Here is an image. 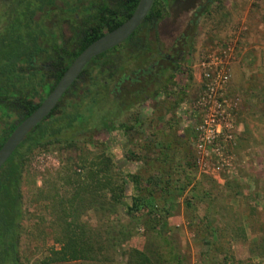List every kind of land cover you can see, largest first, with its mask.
I'll list each match as a JSON object with an SVG mask.
<instances>
[{
	"label": "trees",
	"instance_id": "trees-1",
	"mask_svg": "<svg viewBox=\"0 0 264 264\" xmlns=\"http://www.w3.org/2000/svg\"><path fill=\"white\" fill-rule=\"evenodd\" d=\"M73 1L0 0V149L17 125L45 100L76 57L92 42L126 22L140 0H119L115 3L113 14L97 16L93 32L87 34L86 41L79 39L82 41L78 42L77 51H65L59 44H56L55 51H48L55 37H51L52 26L45 18L56 15L58 11L73 13L80 9L81 5H74ZM220 1L155 0L143 23L117 46L132 51H106L95 57L51 114L28 134L0 171V264H24L21 247L27 236L25 224L28 219H36L34 228L30 229L39 234L33 238L30 233L31 244L37 241L39 248L48 239L53 241L52 245L45 244L47 251L42 264L113 260L118 249L138 235L141 228L146 236H151L149 245L144 249L142 244L136 246V243H132L127 256L129 264H186L185 258L176 253L173 240L167 234L172 216L171 196L179 190L177 183L185 181L182 186L184 191L193 184L188 175L184 178L178 176L179 159L191 156L189 150H181V145L183 142L189 144L191 136L181 139L178 131H175L176 140L180 141L175 140L173 146L163 139L158 149L154 142H149L145 154L131 152L130 158L143 161L144 169L148 173L150 171L147 180L140 171L127 175L120 171L112 155L107 149L101 150L95 138L100 136V131L110 128V121L115 120L119 113L149 96L148 89L155 86L167 71L176 68L172 58L178 60L179 54L181 56L192 45L200 18L209 12L213 3ZM172 5L177 8L176 19L166 24L165 31H162L161 24L171 14ZM189 13H192L188 21L190 30L180 33L179 21ZM38 15L42 18L37 19ZM153 30L156 31L157 48L156 51H149L152 49L149 38ZM164 50L169 52L165 53ZM112 57L118 60L119 67L128 58L141 60L142 79H132L129 86L135 87V84L142 82V89L124 86L121 90L117 85L110 87L112 79L109 75L104 78V75L108 74L107 69L116 71L114 67H106L107 58ZM43 59H53L56 67H59L52 86L43 70L35 65ZM95 70H98L97 75L93 74ZM109 97L112 98L109 100ZM108 101L115 107L110 119L106 105ZM176 107L177 103L172 106L173 111ZM158 117L164 118V114ZM123 127L128 132L133 125ZM156 137L157 141L160 140ZM170 142L174 144V141ZM48 150L60 151L62 164L58 169L45 171L42 185L38 186L29 170L31 158L37 152ZM129 182L134 183L135 192L127 203ZM195 187L196 184L191 190ZM26 194L30 196L28 205L34 206L33 213L26 206ZM187 201L189 206H193L191 198ZM211 203L206 222L201 221L203 246H209L204 256L210 250H214V256L220 254L226 235L225 229L215 223L218 211L212 208ZM90 212L100 214L106 223L94 227L85 221ZM235 222L227 221V225H234ZM247 236L243 226L232 229V239ZM152 240H161L165 247L170 246V256ZM258 248L264 252V244ZM227 256L230 258L231 255L227 253L225 258ZM237 264H244L243 260L237 261Z\"/></svg>",
	"mask_w": 264,
	"mask_h": 264
},
{
	"label": "rangeland",
	"instance_id": "rangeland-1",
	"mask_svg": "<svg viewBox=\"0 0 264 264\" xmlns=\"http://www.w3.org/2000/svg\"><path fill=\"white\" fill-rule=\"evenodd\" d=\"M176 10L172 5L171 14L161 24L162 31H165L166 24L174 22ZM191 14L180 19V33L190 30L188 21ZM199 21L192 45L181 55L179 67L167 71L155 86L148 89L149 96L119 113L115 120L110 121V128L100 131V136L94 138L101 150L107 149L125 175L140 171L147 180L150 171L148 173L144 169L143 161L132 160L131 152L145 154V147L149 142H154L158 149L163 139L176 144L175 140L178 138L175 137V131H178L181 139L190 135V143L183 142L180 147L181 150H189L191 156L188 159H179L178 176L184 178L188 175L193 184L184 191L182 186L185 181L178 182L179 190L171 196L172 216L169 219L170 232L167 235L173 240L172 246L176 253L185 258L186 264H237L239 260H243L244 264H264V252L258 248L264 244V0H221L213 3L209 12ZM229 49L233 52L225 55L223 51H230ZM220 60L227 63L226 69L230 68L232 75L223 97L230 102L233 126L216 141L224 151H208L207 168L204 170L197 163V157H202L203 154L197 148L196 128L205 114L199 101L204 95V73L211 71L208 67L216 69ZM140 65L141 60L128 58L120 65L121 68L115 67L119 76L126 77L124 86L131 89L143 86L141 83L135 84V87L129 86L132 82L130 79L135 78L132 69ZM93 74L97 75L98 70ZM107 76L106 73L104 78ZM114 83L113 80L110 81L111 88ZM110 98L112 97L109 100ZM175 103L177 107L173 111L172 106ZM106 105L110 119L115 107L109 101ZM162 113L164 118L158 117ZM123 125H133V128L127 132ZM156 135L160 140L157 141ZM103 145L106 147L102 148ZM156 149L153 151H157ZM62 160L63 155L57 150L37 152L31 158L29 170L38 186L42 185V174L47 170L58 169ZM195 184L196 187L191 190ZM27 189L28 187L26 191ZM134 192V183L129 182L125 199L127 203ZM201 197H204L203 201ZM29 198L26 194V206L33 213L34 206L28 205ZM190 198L193 206L188 204L187 200ZM209 203L218 211L215 214V223L226 231L222 240L223 251L216 256L213 255L214 250H210L206 256L203 255L209 246H203L201 221L207 220ZM124 220L128 221L125 218ZM85 221L94 227L106 223L100 214L94 212H90ZM227 221L236 222L234 225H227ZM35 222L36 219L26 220L27 236L21 247L24 264H42L41 260L47 251L45 244H53L51 239L39 248L37 241L31 244L30 233L33 238L34 235H39L30 229L34 228ZM239 226L245 227L247 238L232 239V229ZM138 231V235L126 243L127 246L118 249L115 257L123 254L128 256L132 243L142 244L144 249L148 247L151 236H146L142 228ZM152 241L169 255L170 246L165 247L161 240ZM227 253L235 259L231 256L225 258ZM82 261L85 264L90 263L87 260Z\"/></svg>",
	"mask_w": 264,
	"mask_h": 264
},
{
	"label": "water",
	"instance_id": "water-1",
	"mask_svg": "<svg viewBox=\"0 0 264 264\" xmlns=\"http://www.w3.org/2000/svg\"><path fill=\"white\" fill-rule=\"evenodd\" d=\"M154 1L140 0L136 10L126 22L92 42L76 57L45 100L17 125L5 141L0 149V171L28 134L51 114L71 85L84 73L86 66L95 57L123 43L138 29L150 12Z\"/></svg>",
	"mask_w": 264,
	"mask_h": 264
},
{
	"label": "flooded vegetation",
	"instance_id": "flooded-vegetation-1",
	"mask_svg": "<svg viewBox=\"0 0 264 264\" xmlns=\"http://www.w3.org/2000/svg\"><path fill=\"white\" fill-rule=\"evenodd\" d=\"M118 1L119 0H74V5H81L80 9H77L73 13H61L60 11H58L56 15L45 18V21L52 26L51 34L53 35H51V37H55V40L51 38V40H54V43L48 46V51H55L56 44H59L62 48L65 49V51H77L79 47L78 42H81L82 40L86 41L87 34L89 32H93V29L97 24L96 17L101 15L102 13H106L107 15L113 14V8L115 6V3H117ZM104 3H107L106 7H103ZM108 5L110 6L108 7ZM36 18L41 19L42 16L38 15ZM151 34L152 36H150L149 39L152 49L149 51H156V31H151ZM80 38H82L81 41H79ZM117 46L109 49L108 51H132L130 48L122 49L118 48ZM169 56L172 58L171 53L169 54ZM181 58L182 57L179 54L178 60L175 61V59L172 58L171 61L177 67ZM117 63L119 62L116 58H107L106 67L111 66L115 68L117 67ZM35 65L39 69L43 70V73L45 74L49 85L52 86L56 81V74L59 71V67H56L54 60L43 59L36 62ZM153 66L155 67L156 63ZM107 71L110 78L115 82V86L117 85L122 90L126 81L125 75L119 76L117 71H115V73L113 70L110 71L109 69H107ZM141 72V67L132 69V74L135 75V78L142 79ZM83 75L84 73L81 75V77ZM132 79L133 78H131L130 80L132 81ZM140 83L143 85L142 82Z\"/></svg>",
	"mask_w": 264,
	"mask_h": 264
},
{
	"label": "built area",
	"instance_id": "built-area-1",
	"mask_svg": "<svg viewBox=\"0 0 264 264\" xmlns=\"http://www.w3.org/2000/svg\"><path fill=\"white\" fill-rule=\"evenodd\" d=\"M223 51L225 55L232 53ZM226 62L220 60L216 69L208 67L211 71L204 73V90L202 99L199 101V106L204 109L202 122L197 126L198 133V151L202 153V157H197V163L200 168L206 170V157L208 151L212 149L214 152L224 151L223 147L216 143L220 136H223L227 131L232 129L231 120V105L223 97V92L231 80V70L226 69ZM205 66V65H204ZM219 94V95H217Z\"/></svg>",
	"mask_w": 264,
	"mask_h": 264
},
{
	"label": "crops",
	"instance_id": "crops-1",
	"mask_svg": "<svg viewBox=\"0 0 264 264\" xmlns=\"http://www.w3.org/2000/svg\"><path fill=\"white\" fill-rule=\"evenodd\" d=\"M168 143H171L173 145V142H168ZM124 246H127L126 244ZM138 246V245H136ZM80 261L81 263L80 264H85V262H83L82 260H75V261H70V262H78ZM87 261H90V263H87V264H129L128 263V258L126 256V254H123V255H120V256H116L113 258V260H87ZM63 263H66V262H63ZM168 264V263H166ZM169 264H173L172 262H170Z\"/></svg>",
	"mask_w": 264,
	"mask_h": 264
}]
</instances>
